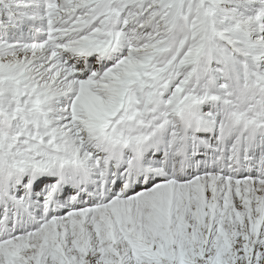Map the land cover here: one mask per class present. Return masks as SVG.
Wrapping results in <instances>:
<instances>
[{"label": "snow or ice", "instance_id": "6c2138e0", "mask_svg": "<svg viewBox=\"0 0 264 264\" xmlns=\"http://www.w3.org/2000/svg\"><path fill=\"white\" fill-rule=\"evenodd\" d=\"M0 264H264V0H0Z\"/></svg>", "mask_w": 264, "mask_h": 264}]
</instances>
